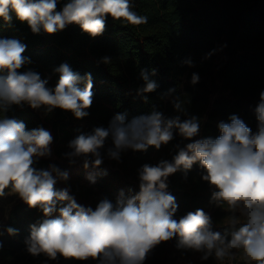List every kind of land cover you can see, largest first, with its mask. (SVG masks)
Here are the masks:
<instances>
[{
	"label": "clouds",
	"instance_id": "1",
	"mask_svg": "<svg viewBox=\"0 0 264 264\" xmlns=\"http://www.w3.org/2000/svg\"><path fill=\"white\" fill-rule=\"evenodd\" d=\"M58 3L0 0V18L10 24L14 15L34 34L43 30L51 35L74 24L92 38L104 33L109 17L125 26L148 22L146 15L133 10L131 0H66L59 10ZM26 47L19 39L0 37V197L8 189L43 213L42 221L30 226L25 241L29 254H43L50 260L92 258L98 264H143L155 246L177 238L178 248L200 252L203 260L214 256L224 264L239 255L244 264H264V91L254 109L258 122L255 132L234 114L229 122L218 123L219 136L195 139L201 118L188 116L184 103L173 95L175 89L170 88L161 99L171 98L179 113L175 117H165L155 109L131 120L126 113H117L107 127L76 135L64 155L73 163L82 160L85 169L98 168L105 155L119 161L128 150H159L175 135L190 141L183 146L176 144L171 160L142 165L138 193L125 197L121 192L115 203L104 198L93 210L78 204L68 188H55L57 179H69L67 171L55 165L37 167L41 158L51 156V132L43 127L28 130L25 123L5 115L12 105L27 104L46 114L60 109L83 119L93 104L92 75H81L62 63L54 68L59 78L50 87V78H42L31 69L21 71L31 63L23 55ZM102 62L108 63L109 58H102ZM184 63L194 66L190 59ZM155 74L156 69H152L151 75ZM140 76L144 83L137 95L147 102L146 94L156 91L158 84L146 70H141ZM198 82L199 75L193 73L191 83ZM181 115L187 118L182 120ZM197 163L204 170L202 179L216 189L212 202L232 213L223 233L213 230L211 217L203 209L174 218L178 205L166 191L168 178L181 169L186 173ZM4 231L13 236L18 233L14 227Z\"/></svg>",
	"mask_w": 264,
	"mask_h": 264
},
{
	"label": "trees",
	"instance_id": "2",
	"mask_svg": "<svg viewBox=\"0 0 264 264\" xmlns=\"http://www.w3.org/2000/svg\"><path fill=\"white\" fill-rule=\"evenodd\" d=\"M65 2L59 0L58 10ZM131 2L133 10L146 15L148 22L125 26L109 17L104 33L95 38L74 24L55 34L49 35L43 30L34 34L14 15L10 24L0 18V37L16 38L27 46L23 55L29 57L31 63L21 71L31 69L42 78H50V87H54L59 78L53 70L62 63L81 75H92L93 104L88 109L89 115L83 119H76L71 112L60 109L46 114L43 109L34 110L27 104L12 105L5 115L25 123L28 130L43 127L51 131L54 156L41 158L37 167L47 169L55 165L67 171L69 179L66 182L57 179L55 188H68L78 204L91 206L93 210L104 198L115 203L121 192L125 197L138 193V169L142 165L171 160L176 144L183 146L190 142L175 135L159 150L154 147L147 151L128 150L121 154L119 161L105 155L98 168L85 169L82 160L73 163L65 157L70 151L68 144L76 135L89 133L98 126L107 127L117 113H126L131 120L155 109L165 117H175L179 113L174 110L171 98L161 99L162 93L174 88L173 95L184 103L187 115L201 118L200 133L195 139L219 136L218 123L229 122L234 114L253 132L257 130L254 109L259 93L264 91V0ZM220 47L226 49L227 58L217 63ZM104 57L109 58L108 63L102 62ZM188 59L193 67L184 63ZM152 69H156L154 76ZM141 70H146L150 79L158 84L156 91L146 94L147 102L137 95V89L144 83ZM193 73L199 75L195 85L191 83ZM185 118L187 116L181 115L182 120ZM203 174L204 170L197 163L186 173L181 169L169 176L166 191L175 197L178 205L174 218L203 209L211 217L213 230L223 233L232 213L226 206L212 202L216 189L202 179ZM5 191L6 195L10 193L8 189ZM43 218L38 208H30L22 200L15 203L7 224L0 230L3 232L0 264H18L22 253L29 255L24 264H98L92 258L50 260L43 254H29L25 241L30 236V226ZM7 227L18 229V233L9 235L4 231ZM177 244V238L161 242L148 253L143 264H180L181 255L199 253L202 256L200 252L178 248ZM192 264L220 262L211 256ZM224 264L229 263L225 260Z\"/></svg>",
	"mask_w": 264,
	"mask_h": 264
},
{
	"label": "rangeland",
	"instance_id": "3",
	"mask_svg": "<svg viewBox=\"0 0 264 264\" xmlns=\"http://www.w3.org/2000/svg\"><path fill=\"white\" fill-rule=\"evenodd\" d=\"M227 58V51L223 47H220L217 55H216V61L217 63L223 61ZM50 131V130H49ZM51 132V131H50ZM52 134V133H51ZM54 156V149H53V143L51 145V156L46 157L45 159H51ZM20 200L16 195L8 193L6 196L0 199V224L3 225V227L7 224L9 215L11 212L12 207L15 205V203ZM2 228H0L1 230ZM28 254L22 253L18 257V264H24L28 260ZM201 255L199 253L196 254H184L179 257V263L180 264H192L196 263L200 260ZM236 260V262H234ZM229 264H242L243 259L237 255L236 258L232 260H227ZM50 264V263H45Z\"/></svg>",
	"mask_w": 264,
	"mask_h": 264
}]
</instances>
